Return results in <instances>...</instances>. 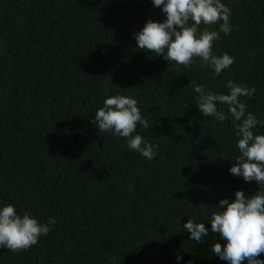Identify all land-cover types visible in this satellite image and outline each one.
Instances as JSON below:
<instances>
[{
	"label": "trees",
	"instance_id": "trees-1",
	"mask_svg": "<svg viewBox=\"0 0 264 264\" xmlns=\"http://www.w3.org/2000/svg\"><path fill=\"white\" fill-rule=\"evenodd\" d=\"M222 2L232 30L213 51L235 60L216 76L137 48L134 33L166 19L151 0H0V204L58 221L27 250L0 249V264H228L210 250L218 234L197 244L183 230L190 218L210 229L220 200L259 191L229 173L231 120L195 105L193 85L226 93L232 80L256 89L241 100L264 120V0ZM117 94L150 122L137 132L158 146L151 162L92 123Z\"/></svg>",
	"mask_w": 264,
	"mask_h": 264
},
{
	"label": "clouds",
	"instance_id": "clouds-1",
	"mask_svg": "<svg viewBox=\"0 0 264 264\" xmlns=\"http://www.w3.org/2000/svg\"><path fill=\"white\" fill-rule=\"evenodd\" d=\"M151 3L161 9L166 19L158 22L149 18L142 29L134 33L139 50H151L168 64L185 67L198 58L201 66H206L216 76L234 63L235 58L227 52L217 55L213 51V43L220 33L228 35L232 30L231 9L222 0H151ZM201 24L206 26L202 31ZM210 25H218V30H209ZM225 88L226 93H217L203 84L193 85L197 94L195 105L204 117H212L221 124L231 120L239 155L231 160L229 173L242 177L246 183L257 182L259 191L246 196L243 190H238L234 200H220L207 217L210 229L205 227V222L190 218L183 224V230L190 233L189 240L197 244L210 233L218 234L219 240L210 250L228 264L243 261L264 264V259L259 258L264 253V133L254 131L258 125L264 128V120L247 111V105L241 100V97L251 98L256 92L254 87L229 80ZM222 105L227 106V112L220 107ZM91 121L99 131L125 138L128 149L138 152L147 161L151 162L156 156L158 146L137 132L138 125L144 129L151 125L142 116L135 98L121 94L106 97ZM57 222L55 217L40 222L28 210L18 212L14 204H0V249L14 253L27 250ZM176 259L180 264L183 257L177 255Z\"/></svg>",
	"mask_w": 264,
	"mask_h": 264
}]
</instances>
